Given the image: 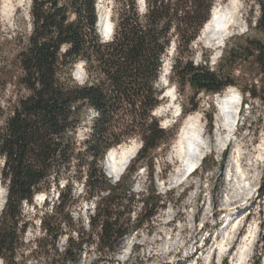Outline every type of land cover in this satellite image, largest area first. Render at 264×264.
Returning a JSON list of instances; mask_svg holds the SVG:
<instances>
[{
    "label": "trees",
    "instance_id": "1",
    "mask_svg": "<svg viewBox=\"0 0 264 264\" xmlns=\"http://www.w3.org/2000/svg\"><path fill=\"white\" fill-rule=\"evenodd\" d=\"M97 2L31 0L30 30L17 33L14 60L0 62V174L7 189L0 216L3 264H23L19 260L26 248L23 206L33 204L41 193L51 195L53 189L57 200L41 220L43 241L48 244H36V250L45 249L39 259H49L53 251L50 264H74L94 243L93 234L104 256L111 255L122 239L143 227L141 214L132 222L133 178L141 167H154L157 150L170 146L178 132L167 131L154 115L162 102L160 80L173 41L172 80L181 91L188 86L195 92L187 100L191 108L183 107L184 118L198 110L195 101L200 93L223 95L236 86V72L247 65L256 73L249 70L244 104L258 100L264 105L260 39L246 38L225 49L214 69L207 61L195 64L188 55L210 20L215 0H145L144 13L138 0H114L117 19L110 41L98 33ZM257 8L261 15L255 28L264 35V3ZM80 62L85 64V83L74 78ZM89 117V132L79 141L78 131ZM132 139L140 140L142 147L120 180L112 183L103 162L109 151ZM150 177L148 195L142 199L147 221L163 203L153 172ZM79 184L86 201L95 200L89 217L93 231L75 232L61 251L57 243L65 229L73 228Z\"/></svg>",
    "mask_w": 264,
    "mask_h": 264
},
{
    "label": "rangeland",
    "instance_id": "2",
    "mask_svg": "<svg viewBox=\"0 0 264 264\" xmlns=\"http://www.w3.org/2000/svg\"><path fill=\"white\" fill-rule=\"evenodd\" d=\"M232 1H236L235 9L231 12L232 30L234 29L232 35L222 48H214L210 44L209 36L202 34L203 28L192 44L191 53L188 54L195 64L205 65L207 61L208 66L214 69L224 50L231 48L234 44L241 43L246 38H257L264 42V35L255 28V20L261 15L257 6L260 2L264 3V0H215L210 18L216 7H226ZM30 4L31 0H0V62L14 60L17 54L15 40L17 33L30 30ZM138 5L140 12L144 13L145 0H138ZM252 6H256L254 12H250ZM97 11L102 12L104 18L112 23L113 30L110 35L102 32L104 31L102 26L98 27L101 38L104 41H110L115 30L117 5L114 0H98ZM175 57L176 42L173 41L160 80V87L164 90L162 102L154 115L160 120L162 127L170 133L176 128L177 135L170 146L166 144L157 150L153 168L141 167L133 178L132 191L136 195V203H133L132 222L141 214L140 223H143V227L132 231L122 239L115 253L108 256H104L105 254L97 245L98 238L96 234H93L91 240L94 243L85 248L74 264H232L244 235L250 230L254 231V234L247 249L249 259L247 264H264V193H262L264 190V105L258 100L244 104L243 94L247 81L251 79L249 70L254 72L255 69H251L248 65L242 67L241 71L236 72L238 84L227 89V91L230 88L235 89L237 103L239 100L242 101L241 107L239 103L237 109L235 108L237 112L239 108L241 110L238 124L236 126L232 124L235 135L232 136L231 143H227L222 151L219 147L210 145L204 158L205 165L177 184L173 183L172 178L179 164L171 159V152L183 122L190 115H195L198 119V131H200L198 140L207 145L215 144L216 135L224 134L225 121L228 118L232 119L234 108H231V115L222 111L225 100L221 98L227 91L223 95L215 96L200 93L195 101L199 103L198 110L184 118L183 107L191 108L187 100H190L195 92L188 86L181 91L177 83L172 80L171 70ZM80 63L85 65L83 62ZM74 78L79 83H85L87 80L85 70L82 72L78 64L75 67ZM260 78L257 76L255 80L259 81ZM169 93L170 96H174L173 102L170 97L165 96ZM175 112L179 115L177 118H173ZM89 118L78 131L79 141H83L89 132L92 117ZM132 144L139 146L137 150L139 152L142 142L138 139H132L113 149L118 150ZM233 160L235 162L234 181L231 182L229 176H231ZM103 166L107 177L112 183H117L120 178L113 179L108 175L106 158ZM152 172L157 192L163 203L162 208L156 210L155 216L147 221L146 214H143L142 199L148 195ZM76 188L81 197L78 198V204L71 214L73 228L65 229L64 235L58 240L57 246L61 251L67 248L70 236L76 237L75 232H80L83 228L88 233L93 231L89 224V217L94 214L95 200L87 202L84 195H81L82 184ZM4 192L7 196V189L0 174V196ZM41 194H44V197L38 201L34 199L33 204L25 203L23 206V220L27 229L24 236L26 248L24 247L21 252L25 255L19 256L23 264H50L54 258V253L51 251L49 259H39L38 256L45 249L36 250V244L40 241L42 246L48 244L43 241L41 220L45 217V213H51L58 192L53 189L51 195ZM248 195L251 197L250 200L242 203V198ZM232 199L241 202L230 205ZM6 200L7 198L5 203ZM2 212L3 210L0 216ZM224 233L230 235L233 242L223 255L219 250L215 251V248L223 239ZM86 240H90L89 237H86ZM49 249L50 247L46 248V251ZM0 264H3L2 258H0Z\"/></svg>",
    "mask_w": 264,
    "mask_h": 264
},
{
    "label": "bare ground",
    "instance_id": "3",
    "mask_svg": "<svg viewBox=\"0 0 264 264\" xmlns=\"http://www.w3.org/2000/svg\"><path fill=\"white\" fill-rule=\"evenodd\" d=\"M236 1H232V3L224 6L221 8L220 6L216 7L211 15L210 20L206 23L202 34L209 36V41L211 46L214 48H222L223 45L226 43L227 39L230 35H232V21H231V12L234 10V5ZM239 23V22H238ZM236 24V23H235ZM234 24V25H235ZM102 26L106 35L112 34V23L107 20V18H104V15L102 12H100V21L99 24ZM236 28V27H235ZM78 67L81 69L82 72H84V65L78 64ZM235 89L230 88L221 99L225 100V107L226 110H229L230 108H234L233 110V116L232 121L229 120V118L225 121V126L223 129L224 134L216 135V142L215 144H209L207 143H201L198 140V119L195 115H190L184 122L183 125L178 133L177 139L174 143V146L172 148L171 152V159L177 162L179 164L174 171L172 181L173 183L180 184L184 179L189 177V174L191 172H196L203 164V160L206 157L210 145H213L215 147H219V149L222 151L224 147L227 145V143H231L232 136L235 135L234 133V122L237 120V109L239 105V101L237 103L236 100V92ZM165 96L170 97L172 99V102L174 100V96H170L169 94H165ZM224 108H222V111ZM231 110V109H230ZM226 112V114L231 115V111ZM225 114V113H224ZM179 115L177 112L174 113L173 118H177ZM229 124V125H227ZM233 124V125H232ZM138 146V145H137ZM132 144L131 146H123L121 148L113 149L111 150L106 158V169L109 173L108 175L111 176L113 179L121 178V176L125 173L128 166L132 162V160L135 158L137 150L139 146ZM235 160V159H234ZM234 160L233 168L230 169V181H234ZM238 161V160H237ZM243 173V172H241ZM240 176H242L240 174ZM6 192V191H5ZM1 194L0 196V212L4 209L5 206V198L6 195ZM44 197V194H39L36 196V201ZM250 195H248L246 198H242L243 201H249ZM235 202H241L240 200L235 201L232 199L230 202V205L234 204ZM241 207V206H240ZM254 231L250 230L246 235H244L241 245L237 250V253L235 254V257L232 260V264H247L248 259V248L250 246L251 239L253 237ZM232 238H230V235L228 236L227 233L223 234V239L217 243V246L215 248V251L219 250L221 254L226 253V250L228 246L232 243ZM182 247V243L180 244ZM184 247V246H183ZM182 247V248H183ZM182 250V249H181ZM178 251V250H177ZM214 251V252H215ZM224 255V254H223Z\"/></svg>",
    "mask_w": 264,
    "mask_h": 264
},
{
    "label": "water",
    "instance_id": "4",
    "mask_svg": "<svg viewBox=\"0 0 264 264\" xmlns=\"http://www.w3.org/2000/svg\"><path fill=\"white\" fill-rule=\"evenodd\" d=\"M137 153H138V152H137ZM137 153H136V154H137ZM118 180H119V178H118Z\"/></svg>",
    "mask_w": 264,
    "mask_h": 264
}]
</instances>
